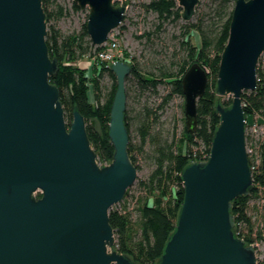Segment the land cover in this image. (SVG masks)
Wrapping results in <instances>:
<instances>
[{
	"label": "water",
	"instance_id": "water-1",
	"mask_svg": "<svg viewBox=\"0 0 264 264\" xmlns=\"http://www.w3.org/2000/svg\"><path fill=\"white\" fill-rule=\"evenodd\" d=\"M74 1L89 8L94 45L125 18V3ZM178 2L181 17L191 19L199 0ZM47 33L42 0H0V264H137L116 248L109 216L138 174L125 124L131 64L110 65L117 78L109 119L114 153L99 164L78 108L67 124L60 89L50 81L59 59L50 55ZM263 52L264 0H236L216 80V94L233 100H218L220 122L208 158L181 172L184 200L156 264H259L254 245L236 231L232 205L254 184L242 93L256 89ZM207 84V71L193 62L182 77L189 132L197 129Z\"/></svg>",
	"mask_w": 264,
	"mask_h": 264
},
{
	"label": "trees",
	"instance_id": "trees-1",
	"mask_svg": "<svg viewBox=\"0 0 264 264\" xmlns=\"http://www.w3.org/2000/svg\"><path fill=\"white\" fill-rule=\"evenodd\" d=\"M223 1L229 2L230 0ZM233 1L236 2V0ZM42 2L47 23L68 13V8L58 0H42ZM118 2L119 0L115 1L116 4ZM143 5L147 10L154 11L161 22H165L170 18L174 20L181 18L182 8L178 5L177 0H151ZM73 8L75 10L81 9L75 1H73ZM233 9L220 15L216 22L206 28L203 24L198 23L182 25L184 27L183 35L187 38L183 41L186 57L182 59V63L178 64L177 71L163 69L160 72H141L135 62L129 61L131 64L129 74L136 78L142 88L155 89L159 83L168 80L170 90L168 94L163 96L162 105L166 104L176 93L184 95L182 77L193 62H199L208 74L206 90L199 97L197 103L198 126L196 131L189 132L185 124L183 135L176 142L157 144L153 158L154 168L146 179L139 181L140 187L145 191V195L141 200L136 199L139 203L138 210L140 213L139 236L136 238L131 213L124 207L129 188L123 201L110 209V223L114 228L116 237L115 246L121 252L128 254L137 264H156L161 257L168 238L176 228L179 211L184 200L185 190L181 172L192 160L207 159L210 154L214 133L220 122L216 105L218 100L222 101V97L216 94V80L221 53L229 37ZM87 19L88 13L81 29L67 34L62 33L54 25L49 26L46 36L49 52L51 57L59 59L58 72L50 77V81L60 89V98L67 124L71 125L73 112L78 108L85 116L87 132L92 146L98 153V160L106 163L113 158L114 153V146L109 137V119L117 88V78L111 67L107 63H103V68L99 71L98 76L94 77L91 82L86 69L76 64L80 58L100 47L94 45L89 37L86 26ZM193 29L200 32L201 41L199 46L191 42V31ZM260 63L261 57L257 65L256 89L245 90L242 93L248 123L251 121L250 118H253V120L256 118L258 121L264 122V68L260 66ZM105 71L113 78V86L106 97L102 93L100 84V77ZM91 83L93 100L89 98ZM230 100V102L223 101L224 105H230L233 98ZM128 118L125 109V124L129 134L128 151L138 170L139 165L136 155L133 154L134 144ZM95 121L98 123L95 124ZM146 135L147 132L142 133V139H145ZM246 139L248 144L252 140L249 134H246ZM257 152L261 162L256 168L252 169L254 187L248 195L239 196L233 201L232 213L235 216V224L241 223L243 220L247 222L246 208L248 200L253 196L255 189H258V185L264 187V138L258 141ZM249 163L252 165L251 160ZM153 193H158L161 197L177 196L178 200L173 203L174 207L170 209L171 211H168L161 205L159 199L156 201L152 199L151 195ZM38 195H41V193L38 192ZM236 231L249 244L250 240L244 237L241 230L237 229ZM259 264H264V260L260 261Z\"/></svg>",
	"mask_w": 264,
	"mask_h": 264
},
{
	"label": "rangeland",
	"instance_id": "rangeland-1",
	"mask_svg": "<svg viewBox=\"0 0 264 264\" xmlns=\"http://www.w3.org/2000/svg\"><path fill=\"white\" fill-rule=\"evenodd\" d=\"M58 1L68 8V13L57 20L52 19L49 21L47 23L48 28L54 25L65 34L80 30L87 18L89 8L75 10L73 8L74 0ZM150 1L119 0L116 4L125 3L127 10L120 26L114 29V35L119 39L126 57L129 58V61L135 62L141 72H160L163 69L177 71L178 64L182 63V59L186 57L183 41L187 38L183 35L184 27L182 25L198 23L203 24L205 28L209 27L218 20L220 15L229 12L235 5L233 0L229 2L199 0L196 5V12L191 19L185 20L181 17L179 20H174L170 18L165 22H161L154 11L147 10L143 5ZM177 3L179 5L178 0ZM179 6L183 10V7ZM191 34L192 44L199 46L201 41L200 32L193 29ZM94 51L83 56L76 63L86 69L91 82L103 68V63L95 64L91 62L90 56L94 54ZM100 66L101 68H99ZM260 66L264 68V52L261 55ZM100 84L102 93L106 97L113 86L112 76L105 71L100 77ZM90 86L89 98L92 99V83ZM126 90V110L134 144L133 154L137 157L139 169L137 179L129 187V194L124 201V207L131 213L133 230H135L137 238L139 236L140 213L138 210L139 203L136 199L141 200L145 195L139 181L146 179L154 168L153 158L157 144L176 142L183 135L184 125L186 124L185 96L176 93L166 104L162 105L163 96L168 94L170 90L168 80L159 83L155 89H145L138 84L132 74H128L126 77ZM232 98V94H226L222 96V102H230ZM250 120L253 121V118H250ZM146 132V138L142 139V133ZM151 196L154 201L159 199L161 205L168 211H171L170 209L174 207L173 203L178 200L177 196L161 197L158 193H153ZM112 207H115V205ZM246 213L247 222L243 220L238 225L244 237L250 240L249 244L257 242L256 250L259 263L264 260V187L262 185H258V189H255L253 196L248 200Z\"/></svg>",
	"mask_w": 264,
	"mask_h": 264
},
{
	"label": "built area",
	"instance_id": "built-area-1",
	"mask_svg": "<svg viewBox=\"0 0 264 264\" xmlns=\"http://www.w3.org/2000/svg\"><path fill=\"white\" fill-rule=\"evenodd\" d=\"M98 46L100 47L94 51L93 55L90 56L92 63L95 64L107 63V65L110 66L111 63L114 62L115 60H123L129 62V58L126 57L124 51L120 46L119 39L114 35V30L111 31L107 40L103 44ZM246 134H249L252 139L251 140L252 143L250 142L249 144L247 143V139H246L247 153H248L249 162L250 160L252 162V165L250 164L252 170L256 168L261 162L257 152V147H258V141L264 138V122H260L256 118L255 120L250 121L249 123L246 122ZM197 160H204V159H197ZM99 164H103V163L99 161ZM253 245L255 248H257L256 246L257 242H254Z\"/></svg>",
	"mask_w": 264,
	"mask_h": 264
}]
</instances>
